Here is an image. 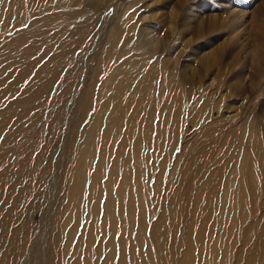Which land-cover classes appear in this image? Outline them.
<instances>
[{
  "label": "rangeland",
  "instance_id": "374dc122",
  "mask_svg": "<svg viewBox=\"0 0 264 264\" xmlns=\"http://www.w3.org/2000/svg\"><path fill=\"white\" fill-rule=\"evenodd\" d=\"M142 16L156 48L137 34ZM217 50L219 66L206 73L202 65L214 64ZM174 67L194 81L177 92L176 81L167 83ZM86 90L89 103L79 111ZM168 96L180 105L170 117L175 133L165 151H155L148 139L138 143L139 127L155 117L156 130ZM10 103L11 119L0 127V264H69L79 243L85 257L93 219L85 260L108 264L109 196L112 246L126 264H177L189 237L193 264H264V0H3L0 111ZM9 130L13 154L2 145ZM114 158L119 171L108 190ZM129 158L124 173L132 180L122 186ZM82 173V198L77 209L76 202L67 207L69 180ZM35 180L32 197L18 200Z\"/></svg>",
  "mask_w": 264,
  "mask_h": 264
},
{
  "label": "bare ground",
  "instance_id": "6f19581e",
  "mask_svg": "<svg viewBox=\"0 0 264 264\" xmlns=\"http://www.w3.org/2000/svg\"><path fill=\"white\" fill-rule=\"evenodd\" d=\"M70 1V0H69ZM88 1H90V2H92V4H94V5H96V6H98V4H101V2L102 3H106V4H109V3H112V0H88ZM109 2V3H108ZM29 5V4H28ZM69 5V4H68ZM26 11V10H25ZM142 19H141V21L143 22V25L141 26V28H139L138 30H137V34H139L138 36H140L141 38H142V40H143V42L145 43V44H147L149 47H150V49L151 48H156L157 46H158V43H159V40H158V37L155 35V33H154V31L153 30H151L149 27H148V25L146 24V22H145V17L144 16H142L141 17ZM139 22H140V20H139ZM131 25V24H130ZM133 27V26H132ZM135 27V26H134ZM128 28V27H127ZM123 29V28H122ZM121 29V30H122ZM130 32H132V30L130 31ZM127 35V34H126ZM125 35V36H126ZM135 35V34H134ZM115 36V35H114ZM128 36H130V35H128ZM135 37V36H134ZM116 42V41H115ZM142 42V43H143ZM119 43V42H118ZM132 44V43H131ZM103 47V46H102ZM147 47V46H146ZM104 48H105V46H104ZM148 49V48H147ZM146 49V50H147ZM215 55H216V57L217 58H214V64L213 63H207L206 61V63H207V65H206V63L204 64L203 63V67L205 68V72L207 73L209 70H211V68L212 67H214V66H216V67H218L219 66V59H218V57L221 55V51L220 50H217L216 52H215ZM167 61V60H166ZM209 61V60H208ZM168 63V62H167ZM101 65V64H100ZM175 66V65H174ZM172 67V66H171ZM175 68L176 67H174V69L172 68V69H170L169 71H167V73H168V75H167V83H171V82H173V81H176L177 82V86H175L174 87V92H177V88H178V90L179 89H183V88H185V86H188V85H190L191 83H193L194 81H192L193 80V77H191V75L189 74V75H186V73L185 72H175ZM180 69V68H179ZM182 69V68H181ZM183 70V69H182ZM178 71V70H177ZM186 71V70H185ZM191 72H192V70H191ZM200 74H198V76H199ZM100 77V76H99ZM104 77V76H103ZM118 77V76H117ZM105 78V77H104ZM151 78V79H150ZM27 79V78H26ZM25 79V80H26ZM99 79V78H98ZM102 79V78H101ZM151 80H152V77H151V75H147V82L149 83V82H151ZM103 82V81H102ZM104 83V82H103ZM107 84V83H106ZM178 84H179V86H178ZM100 85H102V84H100ZM108 85V84H107ZM137 85V84H136ZM12 86L13 85H11V86H9V88H12ZM141 86V85H140ZM147 86H148V88H147V90L144 92V94H143V97H145L146 96V94H147V92H148V90H149V88L151 89V86H149V84H147ZM191 86H194V84H192ZM102 88V87H101ZM29 88H26L25 90H24V92L22 93V95H24L25 94V92L28 90ZM105 89V88H104ZM152 89H154L153 87H152ZM185 90V89H184ZM199 90V89H198ZM154 91V90H153ZM156 91V90H155ZM158 91H159V97H157V100H158V105H159V103H161V101H162V99L164 98L163 97V93H164V90L163 89H161V87H159L158 88ZM89 90H86V93H84V95L81 97V99H79V106H78V109H79V111H82V110H84L85 108H86V106H87V104L89 103V100H88V95H89ZM183 91H180L179 92V94H180V96H181V93H182ZM100 93V92H99ZM161 93V94H160ZM170 94V93H169ZM151 96V95H150ZM131 97V96H130ZM104 98H105V96H104ZM132 98V97H131ZM147 98H149V97H147ZM152 99V98H151ZM99 100V99H98ZM103 100H105V99H103ZM149 100V99H148ZM174 100L175 99H172L171 98V96H168V97H166V105L165 106H163L161 109H159V108H157L158 107V105H156V107H155V103H154V101L153 102H151V104H153V107H152V111H153V113L152 114H155V113H157L158 111V109H159V112H161V117H160V122H159V124L155 127V129L156 130H154V131H152V129H153V126H152V123L154 122V118L155 117H153V119H152V122L151 121H149V122H145V126H144V129L142 130V131H140V127H139V133L141 134V135H143V139L141 140V138L139 139V141H138V143L139 144H141V143H143V141H145V142H147V139H148V146L147 147H149V148H152L153 150H155V151H162L163 150V148H164V151H165V149L168 147L167 145H166V143H165V140H168L169 141V138H170V140L173 138V135H174V133H175V130H173V128H171L170 126H169V124L173 121V120H171L170 119V117L172 116L173 117V111H176L177 110V107H180V105H178V100L177 101H175V103H174ZM143 101V100H142ZM97 103V102H96ZM20 104V102L17 104V107H18V105ZM96 105V104H95ZM98 106V105H97ZM96 106V107H97ZM102 106V105H101ZM138 106V105H137ZM168 106H170V107H168ZM13 108H14V104L13 103H10V104H8V105H6L5 106V108L3 109V111L1 112L0 111V123H2L3 121H6L5 122V124H3V126H0V127H3L2 128V130L4 131V129L7 127V125H8V123H9V119H11V116H10V113L12 112V110H13ZM97 110V109H96ZM87 111V110H86ZM103 111V110H102ZM88 112V111H87ZM86 112V113H87ZM97 112H99L98 110H97ZM150 112V111H149ZM212 113V112H211ZM151 114V115H152ZM97 115H99V113L97 114ZM96 115V116H97ZM101 115V114H100ZM119 115H121V113L119 114ZM94 116V115H93ZM9 117V118H8ZM13 117V116H12ZM98 117V116H97ZM117 117H118V115H117ZM100 119V118H99ZM99 119L97 118V121L99 122ZM91 120H92V118H91ZM156 120V119H155ZM96 121V122H97ZM178 121V120H177ZM97 122V123H98ZM34 123V122H33ZM93 123V122H92ZM93 124H95V123H93ZM88 126V125H87ZM86 126V127H87ZM94 126V125H93ZM100 127V126H99ZM148 128H149V131H148ZM92 129V128H91ZM91 129H89V130H91ZM94 129V128H93ZM96 129H97V127H96ZM147 129V130H146ZM89 130H87V131H89ZM97 131V130H96ZM176 131H177V128H176ZM83 132V131H82ZM91 132V131H90ZM90 132H87V134L88 133H90ZM95 132V131H94ZM93 132V133H94ZM138 133V132H137ZM152 133H156V135H155V138L152 140V139H150V137H151V134ZM86 134V135H87ZM14 135V132H11V130H9L7 133H6V135H5V137H4V139H3V141H4V143H2V145H3V147L5 146L6 147V149H8V152L7 153H14L13 151H16V148L14 149V147L12 148V147H9V143H7V141L8 140H10L11 138H13L12 136ZM96 135V134H95ZM102 135V134H101ZM135 135V134H134ZM93 136V135H92ZM28 137V136H27ZM78 139H79V136H78ZM87 139H88V136H87ZM93 140V139H92ZM91 140V141H92ZM95 140V139H94ZM85 141V140H84ZM9 142V141H8ZM83 142V141H82ZM87 142V141H86ZM90 142V141H89ZM144 142V145H146V143ZM92 143V142H91ZM90 143V144H91ZM139 144H138V147H139ZM2 145H1V148H3L2 147ZM85 145V144H84ZM84 145H82V146H84ZM87 145V144H86ZM134 149H135V144H134ZM1 150V149H0ZM81 150V149H80ZM79 150V151H80ZM85 150V149H84ZM85 151H87V150H85ZM17 152V151H16ZM81 153H82V151H81ZM86 153V152H85ZM78 155V154H77ZM83 155V154H82ZM26 156V155H25ZM84 156H86V155H84ZM80 157H81V154H80ZM115 157V156H114ZM117 157V156H116ZM108 158V157H107ZM5 159V157H3V160ZM118 160V159H117ZM117 160H115V158L111 161V164H110V171H109V175H108V181L105 183L106 184V186H107V189L108 190H110L111 189V179L114 177H116V175H118V172H116V171H119L118 169H117V166L119 165H117ZM135 160V158H133V161ZM56 161H58V160H56ZM132 160L129 158L126 162H125V160L123 161V173H122V181H121V185L123 186V185H126V183H127V177H129L130 178V180H132L131 179V175H132V173L131 174H126V173H124V169H126V168H130L129 166L127 167V164L128 163H130ZM101 162H103V155L101 154V157H100V160H99V162H98V164H97V167H96V171H95V173L93 174V180H95L96 178H98L99 176H97V175H99V173H98V171L100 170V168H101ZM108 164H109V162H107ZM134 163H136V162H133V164L132 165H134ZM29 165H30V162H28V167H29ZM103 165V164H102ZM34 167H35V164L33 165ZM99 166V167H98ZM36 167H37V165H36ZM57 167H58V165H57ZM122 171V170H121ZM56 172H58V171H56ZM219 172V171H218ZM5 173V171H3V176L5 175L4 174ZM215 174V173H214ZM56 175V174H55ZM246 176H249L250 175V172H246V174H245ZM85 174H81V175H78V176H75L74 178L73 177H71V179L69 180V183L71 184V190L69 191V198H68V205H67V207H69V206H72V204L73 203H77V206H76V208L75 209H77V207H78V203H79V201H80V199L82 198V196H81V189H83V186H84V184H85ZM212 177V179H213V176H211ZM54 178H55V176H54ZM117 178H118V176H117ZM135 179V180H134ZM138 179V178H137ZM133 180H134V182H133V186L134 185H136V188H137V190H141V188L143 187V185L141 186V184L139 185L138 184V181L136 182V175L134 176V178H133ZM21 181V180H20ZM53 182H54V180H53ZM128 182H129V180H128ZM136 182V183H135ZM199 182V181H198ZM20 185V184H19ZM37 185H38V181L37 180H35V184L34 185H29V186H27V187H25V188H23V189H21L19 192H17V196H18V194L20 195V197H19V199L18 200H20V198L21 197H24L27 193H29V195L28 196H30V197H32V194H31V192H33L36 188H37ZM133 186H131L130 184H129V187H130V189L131 190H133ZM110 187V188H109ZM14 188H16V185H14L13 187H12V189L14 190ZM135 188V187H134ZM53 190V189H52ZM117 194H118V192H117ZM27 196V197H28ZM133 197V196H132ZM138 197V196H137ZM34 198H37L38 200L39 199H41L42 200V197L40 198V197H38V196H34ZM99 198H100V194L99 195H96V197H95V195H94V197H93V205H92V207H91V215L92 216H96L97 217V212H98V207H97V204H98V201H99ZM90 202H91V200H90ZM13 203V202H12ZM26 203V202H25ZM112 205H113V202H112V199H111V197L109 196L108 198H107V200H106V202H105V209H106V214L105 215H107V217H108V219L105 217V219H104V224H108V225H110L109 226V231L111 232V236H109V239H108V242H107V247L109 248V246L111 247V249L108 251V253H107V258H108V260H109V262H108V264L110 263L111 264V261L113 260V246H112V242H113V237H114V235H115V229H114V227H113V223H112V220L109 218L110 217V214H113V210H112ZM90 216V215H89ZM167 220H165V222H166ZM95 219H93L92 220V224L89 226V232H88V234H87V236H86V239H87V244L88 245H90V249H87V248H85V250L83 251V255H85V257L86 256H88L89 255V253L91 252V251H93V243H94V241H95V236H94V234H93V229H94V226H95ZM160 222H161V218H160ZM160 228H162V226L160 225ZM142 229H144V225H143V228ZM158 229H159V223L157 222L154 226H153V232H158ZM73 231H74V229H73ZM75 231H76V228H75ZM75 231H74V233H75ZM129 232V231H128ZM159 233V232H158ZM69 234H70V232H69ZM163 235V233H161L160 234V238H161V236ZM73 236H74V234H73V232H72V238H73ZM199 237V236H198ZM71 238V239H72ZM199 239L200 238H198V241H199ZM73 240V239H72ZM71 240V241H72ZM103 240V239H102ZM185 239H183V242H181L182 244L181 245H186V251H185V253H183L182 254V256H181V258L179 259V261L177 262V264H193V259H192V257H191V239H190V237H189V240H187L186 242L184 241ZM80 242H81V240H80ZM69 243H70V241H69ZM69 243H68V245H69ZM114 244V243H113ZM68 245H66V247H67V249H69L70 247L68 246ZM202 247V246H201ZM98 248H102V245H101V243H99V245H98ZM81 250H82V247H81V244L79 243L78 245H76V247L73 249V254H72V257H71V262L69 263V264H88L89 263V259H87L88 261H86L85 259L83 260V261H81L80 259H78L77 258V256L79 257L81 254H82V252H81ZM95 251V250H94ZM191 253V254H190ZM76 257V258H75ZM129 262H132L133 261V256L132 255H130V257H129V260H128ZM152 261H153V259H152ZM118 264H126V257H125V254H123V252L120 254V259H119V261H118Z\"/></svg>",
  "mask_w": 264,
  "mask_h": 264
},
{
  "label": "snow or ice",
  "instance_id": "6c2138e0",
  "mask_svg": "<svg viewBox=\"0 0 264 264\" xmlns=\"http://www.w3.org/2000/svg\"><path fill=\"white\" fill-rule=\"evenodd\" d=\"M3 2V0H0V3H2ZM116 240H119L120 239V237H116L115 238ZM94 243H95V241H94ZM113 260L114 261H116L117 262V264H118V261H119V245L118 244H114V246H113ZM78 259H85V257H83V256H80V257H78ZM98 259H99V257H98ZM104 259L107 261V257H104Z\"/></svg>",
  "mask_w": 264,
  "mask_h": 264
}]
</instances>
